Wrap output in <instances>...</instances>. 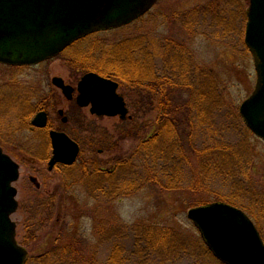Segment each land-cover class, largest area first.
I'll return each mask as SVG.
<instances>
[{
	"label": "rangeland",
	"instance_id": "obj_1",
	"mask_svg": "<svg viewBox=\"0 0 264 264\" xmlns=\"http://www.w3.org/2000/svg\"><path fill=\"white\" fill-rule=\"evenodd\" d=\"M248 4L249 0H158L139 20L116 30L95 33L45 63L26 68L0 65V147L19 165V178L14 184L18 209L12 215V220L16 223V240L28 253L27 264H38L41 255L49 253L55 246H61L67 238L78 241L88 258L92 252L97 251V264H104L116 239L111 238L112 235L102 238L101 232L110 227L134 224L173 229L182 235L188 245L195 244L199 249L196 252L182 249L177 255L164 256L171 253L167 251L161 256L156 248L147 247L145 239L138 244L135 235L129 233L127 239L119 242L125 248L127 261L124 264H220L204 246L187 213L205 204H228L225 201L232 197L237 199L235 207L243 208L253 216L264 241V204L258 201L256 193L250 192V189L257 191L264 185V141L247 129L239 115V106L252 92L256 78L251 55L244 45ZM198 8L201 11L199 17L185 16ZM219 10H224L220 12L222 17H226L223 25L215 23L217 18L214 15L220 14ZM188 17L189 21H184ZM134 40H143L144 44L138 54L145 60L143 66H149L150 61L153 72L160 76L177 75L174 70H169L168 53L173 50L175 56H179L181 52L175 48L178 44L190 62V65L187 61V66H182L179 75H189L195 82L193 90L197 88L203 92L206 89L205 82L199 78L197 70L211 71L222 103L211 122L209 118L205 122L195 114L193 116V109L187 116L184 112L178 115L194 122L193 127L189 128L192 141L191 144L188 141L186 146L189 158L182 164L180 185L171 186L173 190H168L169 186L164 184L163 179L162 185L151 181L130 197L110 203L102 199L94 201L68 171H48L47 161L51 156L48 128L59 130L61 117L58 111L63 109L67 113L72 110L74 103L66 100L62 91L51 81L58 77L76 88L84 74L97 73L81 71L79 62L89 61L91 66L97 63L103 65L105 56L119 49L123 42ZM114 54L109 58H113ZM139 66H142L141 62ZM133 76L135 79L140 77L135 71ZM118 92L125 97L132 119L141 127V131L138 130L139 137H153L157 125L154 114L148 110L151 109L148 103L152 96L145 99L142 96L147 92L140 86H129L121 82ZM27 94L30 96L27 102L30 110L21 105L27 100ZM177 94V99L182 97L185 100L188 97L181 89ZM41 111L49 117L47 130L35 129L30 124L35 114ZM82 112L86 125L97 130L99 135L118 141L119 117L97 118L89 114L88 108L82 109ZM27 115H30V126H26L29 129L18 131L24 125L22 117ZM68 129L75 130L72 124L68 125ZM214 142L220 143L226 153L235 152L239 158L218 170L225 175L215 174L217 168L211 163L210 157L204 156L208 153H205L206 147H211ZM138 145V138L134 137L121 141L116 145L117 151H106L100 158L109 162L115 155L133 157L141 174L145 168L138 161L141 155ZM84 155H91V152L86 150ZM146 163L159 171L163 166V162L155 164L149 156ZM105 167L111 168V163ZM38 196L47 200L53 198L55 210L46 208L33 218ZM157 238L155 236V241H158ZM156 243L161 248L174 244Z\"/></svg>",
	"mask_w": 264,
	"mask_h": 264
},
{
	"label": "water",
	"instance_id": "obj_2",
	"mask_svg": "<svg viewBox=\"0 0 264 264\" xmlns=\"http://www.w3.org/2000/svg\"><path fill=\"white\" fill-rule=\"evenodd\" d=\"M157 0H0V63L33 66L52 59L84 36L126 26L146 14ZM244 43L254 65L252 93L241 103L239 114L246 127L264 140V0H249ZM52 84L72 99L73 87L58 77ZM118 83L96 73H86L77 84L76 103L98 117L125 120L128 109L117 93ZM131 118V117H129ZM47 114L31 121L45 128ZM50 168L72 165L79 146L65 133L50 131ZM19 166L0 147V264H25L27 251L16 240L11 217L18 208L14 183ZM188 219L210 253L222 264H264V242L250 218L222 202L190 209Z\"/></svg>",
	"mask_w": 264,
	"mask_h": 264
},
{
	"label": "trees",
	"instance_id": "obj_3",
	"mask_svg": "<svg viewBox=\"0 0 264 264\" xmlns=\"http://www.w3.org/2000/svg\"><path fill=\"white\" fill-rule=\"evenodd\" d=\"M199 9L200 8L189 11L190 13L186 14L185 16L190 15V17H199L201 12ZM220 11L224 10H219L220 14L214 15L215 18H217L215 23H220V25H223L226 17H222V13ZM190 17H188V20L185 18L184 21L188 22ZM92 35L94 34L86 36L73 45H76L77 43ZM142 41L143 40H134L123 42L119 49L113 51L115 52L113 58H109L113 52L105 56L103 59V65H98L97 63L96 65L91 66L89 61H85V63L79 62L78 64L81 71H95L105 77L117 79L122 84L125 83L129 86L134 85L137 87L140 86L144 92H147L142 97L147 99L148 96H152L150 102L148 103L151 105V109L148 110L154 114L156 120L155 123L157 125L156 133L153 135V137L146 140L142 139L141 135L139 137L138 130L141 131V127L137 125L138 122H135V120L124 122L119 127L121 136L120 139L126 136L130 138H138L139 145L137 146V149L141 151L138 161L145 168L144 172L141 173L142 175L139 173V170L137 169L138 166L135 164L133 157L116 158L114 161L115 168L112 171H106L103 169V164L101 161H99V159L96 158L98 149L102 147L101 141L98 143L99 145L96 144L98 145L97 147H90L93 157L85 158L83 155H81L79 163L67 167L66 172L68 171L73 175L76 183L82 184L87 196L94 201H99L102 199L105 201V203H110L121 200L125 197H130L140 191L147 182L151 181H153L152 183L154 184L156 183L157 185H162L164 180V184L169 186V188H167L168 190H173L170 189L171 186L176 187L180 185L183 173L182 164L184 161L186 162V158H189L185 151L186 146H188V141L190 144L192 141V134L189 128L193 127L194 122L190 119L180 118L178 115L184 112L187 116L188 112L193 109V116L195 114L198 119H202L205 122L207 118H209L208 121L211 122L216 109H218L219 105L222 103V99L220 97L221 94L218 91L216 81L211 71L208 70L207 72V70H197V72L200 74L199 78H202V80L205 82L204 84L206 89L203 92L201 89L197 88L193 90L195 82L189 75H179V71L181 70L182 66H187L186 62L188 60H186L184 57V50L181 49L178 44L175 46V48L177 49L176 51L181 52L179 53V56H175V52L173 50H169L170 52L168 53L170 57L168 61L170 62L168 63L169 70H174L177 75L160 76L153 72V64L149 60V66H143V62L145 60L143 57L138 55L139 50L142 49L144 44ZM72 47L74 46H71L70 48ZM70 48H68V50ZM140 62L142 63V66H139ZM187 63L190 65L189 61ZM133 71H135L136 75L140 77L135 79L133 76ZM130 74L132 76H130ZM139 81L142 82L140 83ZM180 89L187 93L188 97L185 100L182 99V97L177 99V91ZM26 96L27 97L25 99L27 100H24L25 102L21 103V105H24L22 108L25 107L30 110V104L27 103L28 100L30 101V96L28 94ZM179 102H182V104H178ZM194 105L197 107H194ZM22 118V122L25 126L23 125V127L22 124H20L22 129H18V131L29 129V127L26 126H30L28 123L30 115ZM182 119L185 120L181 121ZM127 128H129V130H127L128 135H126L125 131ZM219 144L220 143L214 142L212 143L211 147H206L207 150L205 153H208L203 155L206 158L210 157L211 163L217 168L216 171L213 170L215 174L219 173L220 175H225L223 171L218 170L222 169L223 165H229L228 163H233V160L237 161L239 158L235 156V152L233 151L231 153L227 151L226 153V149H222V145ZM148 156L155 164L158 161L161 163L163 162V166L161 167L160 171L158 168L155 170L147 165L146 159ZM138 161L136 163H138ZM129 178L132 179L130 180ZM68 181H70V179ZM250 192L256 193L257 198L259 196L258 201L262 203V205L264 204V185L260 188V190L254 191L253 189H250ZM235 200L237 201V199L232 197L231 200L225 202L233 206H237ZM36 206L37 209L32 215L33 218L37 217V215L46 208H48L50 211L55 210L53 198L47 200L42 196H38ZM241 209L247 213L251 219L253 218V216H251L248 211L243 208ZM254 223L258 228L257 222L254 221ZM129 233L135 235L136 242L138 244L142 242V239H145L148 244L147 247H150L151 249L156 248V251L161 256L167 251L171 253H166L164 256H172L174 254L177 255L182 249L187 251L195 250V252L199 249L198 246H195V244L191 243L188 245L187 241L184 240L182 235L173 229H167L164 227L152 228L140 224H134L130 226L119 225V227H110L103 233L101 232L102 238L112 235L111 238L116 239L115 244L112 246L110 255L104 264L126 263L127 258L125 256V248L121 246L119 242L120 240L127 239L129 237ZM155 236L158 237V241H155ZM156 242H160L162 244L173 242L174 244L166 248L165 246L161 248V246H158ZM175 244H177V246H175ZM86 255L88 254L86 251L81 250L80 243L78 241L67 238L64 244L61 246H55L49 253L43 256L41 255L38 258V264H97V251L92 252L89 258L86 257Z\"/></svg>",
	"mask_w": 264,
	"mask_h": 264
},
{
	"label": "flooded vegetation",
	"instance_id": "obj_4",
	"mask_svg": "<svg viewBox=\"0 0 264 264\" xmlns=\"http://www.w3.org/2000/svg\"><path fill=\"white\" fill-rule=\"evenodd\" d=\"M106 78L116 81L118 83V90H119V87H120L119 81H117L116 79L110 78V77H106ZM74 89L75 90L72 93V99L68 100V101H74V103H72L73 108H72V110H70L71 112L69 111L67 113H65L63 109L58 111V116L61 117V128H59V130H54V131L65 133L72 141H74L75 143L78 144L80 151H79V154L76 158V161L72 165L79 163L81 155H83L85 158H87V156L89 158L93 157V153L91 152L92 150L90 147H92V146L97 147L99 145L98 143L101 141L102 147L98 149V151L96 153V158L99 159V161H101V163L103 164V166H102L103 169H105L106 171H112L115 168V166H114L115 159L120 158L121 156L115 155L109 162H104L103 160H101L100 156L106 151L107 152L117 151L118 147L116 145L121 141H125V140L130 139V137L126 136V137L120 139L121 138L120 132H119L120 129H117L119 136L117 138L118 141L115 140V141H117V142H115L111 139V137L109 138V137H106V135H99L98 134L99 132L97 130L90 128L88 125H86L83 122L84 116H83V112H82V109H86V108H83V107H80L77 105V103L75 101L76 97H77V91H76V88H74ZM120 95L124 98V101H125V104L127 107L125 97L122 94H120ZM127 109H128V107H127ZM88 111H89V108H88ZM89 114H90V112H89ZM90 115L97 117V116L92 115V114H90ZM97 118H99V117H97ZM47 119H48V124H49L48 114H47ZM132 120H133L132 118H127L123 121L120 119V121H121L120 125L123 124L124 122L132 121ZM69 124H72L74 126V129H75L74 131H71L68 129ZM48 129H50V130H48L47 136H48V141H49V145H50V149H51V141H50V137H49V131H51L52 129L51 128H48ZM43 130H47V127H45ZM127 130H129V128L125 129L126 132H128ZM103 136H105V137H103ZM144 140H146V139H144ZM96 144H98V145H96ZM86 150H89L91 152V155H84ZM51 158H52V149H51V156L47 161V166H48L49 172L54 171V170L57 172H60L61 170L64 171L67 169V167H70V166H67V165L62 164V163H54V165L50 168L49 162H50ZM121 158H123V157H121ZM109 163H111V168L110 167L106 168L105 165H108Z\"/></svg>",
	"mask_w": 264,
	"mask_h": 264
}]
</instances>
